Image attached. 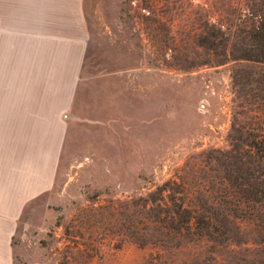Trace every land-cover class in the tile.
Wrapping results in <instances>:
<instances>
[{
    "label": "rangeland",
    "instance_id": "obj_1",
    "mask_svg": "<svg viewBox=\"0 0 264 264\" xmlns=\"http://www.w3.org/2000/svg\"><path fill=\"white\" fill-rule=\"evenodd\" d=\"M74 1L80 78L13 264H264V164L245 157L264 137V0Z\"/></svg>",
    "mask_w": 264,
    "mask_h": 264
},
{
    "label": "crops",
    "instance_id": "obj_2",
    "mask_svg": "<svg viewBox=\"0 0 264 264\" xmlns=\"http://www.w3.org/2000/svg\"><path fill=\"white\" fill-rule=\"evenodd\" d=\"M70 0H0V264L25 206L52 188L85 54Z\"/></svg>",
    "mask_w": 264,
    "mask_h": 264
},
{
    "label": "trees",
    "instance_id": "obj_3",
    "mask_svg": "<svg viewBox=\"0 0 264 264\" xmlns=\"http://www.w3.org/2000/svg\"><path fill=\"white\" fill-rule=\"evenodd\" d=\"M257 57L259 58L258 61L264 63V46L260 47ZM246 145H247V147H249V150L247 151L245 157H250V158L253 157V159H254L255 156H257L258 159L257 160L255 159L253 161L257 162V164H258V162H259V164H262V162L264 164V137L263 138H256L255 137V138H253L252 141L247 142ZM188 210H190V209H188ZM186 212H188V211H186ZM196 213L197 212L192 210V211H189L187 213V215L185 216V218H186L185 219V223H186L185 225L187 227L191 226L194 223L193 219L195 218L194 215Z\"/></svg>",
    "mask_w": 264,
    "mask_h": 264
}]
</instances>
